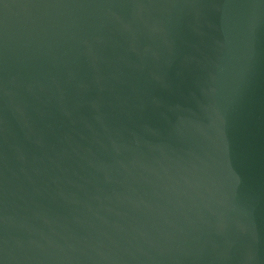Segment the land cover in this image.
<instances>
[{
	"label": "water",
	"instance_id": "95a60500",
	"mask_svg": "<svg viewBox=\"0 0 264 264\" xmlns=\"http://www.w3.org/2000/svg\"><path fill=\"white\" fill-rule=\"evenodd\" d=\"M0 264H264V0H0Z\"/></svg>",
	"mask_w": 264,
	"mask_h": 264
}]
</instances>
